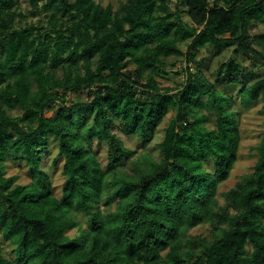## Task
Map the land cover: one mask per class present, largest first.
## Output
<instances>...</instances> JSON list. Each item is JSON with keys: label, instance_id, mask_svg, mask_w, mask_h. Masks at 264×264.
Returning a JSON list of instances; mask_svg holds the SVG:
<instances>
[{"label": "trees", "instance_id": "16d2710c", "mask_svg": "<svg viewBox=\"0 0 264 264\" xmlns=\"http://www.w3.org/2000/svg\"><path fill=\"white\" fill-rule=\"evenodd\" d=\"M16 1L0 0V264H264V0H123L116 10L27 0L46 22L15 27L27 19ZM205 49L232 50L211 71ZM179 56L182 85L162 89L156 77ZM235 96L245 110L261 103L263 131L252 172L220 205L241 141ZM170 113L160 160L125 173L132 152L112 121L147 145ZM94 139L107 146L105 169ZM52 141L60 197L41 167ZM9 160L25 164L29 184L6 176ZM200 225L209 236L191 237Z\"/></svg>", "mask_w": 264, "mask_h": 264}, {"label": "rangeland", "instance_id": "374dc122", "mask_svg": "<svg viewBox=\"0 0 264 264\" xmlns=\"http://www.w3.org/2000/svg\"><path fill=\"white\" fill-rule=\"evenodd\" d=\"M119 1L123 0H103L101 2L102 6L110 5L113 10L118 8ZM171 9L174 11V3H171ZM16 12L21 13L27 16V19H23L21 17L16 18L15 27H19V22L21 25L25 23H36L37 21L46 22L45 16H40L38 14H32L31 8L28 5L27 0H17L16 3ZM182 8V7H180ZM182 20L185 23H188V18L184 14H182ZM19 21V22H18ZM180 49L182 53H185L186 47L185 45H180ZM232 49H225L219 54L213 49H205L200 52V57H204V64H206L211 56V71L216 68L219 62L225 61L229 55L231 54ZM197 58V61L200 59ZM240 62L243 67L248 68V70H252L251 66H249V60L243 56L240 59ZM165 68L167 74H159L156 77V81L158 85L162 89H175L179 88L184 80V67L186 66L185 60L183 56L179 57H170L165 62ZM192 72L195 71L197 65L195 63H190L188 65ZM206 67H203V71H205ZM256 68H259L262 71L260 65H257ZM255 71V70H254ZM66 99L75 100L76 96L72 93L67 92ZM261 107V103L253 105L250 109L245 110L241 107L239 103V98L235 96V105L234 109L240 112L239 116V126L241 133V141L239 144L237 161L235 162L233 169L231 171V175L229 179L219 186L217 199L220 205L225 204V200L221 196L223 193L228 191L231 187L234 186L236 182H238L243 176L248 175L252 172L253 166L256 161V150L255 148L260 143L262 131H263V119L258 115V111ZM21 110L17 107H13L8 110L9 116H18L21 115ZM173 116L172 113L168 115V117L163 121V123L158 127L157 132L152 139V141L143 145L141 140L133 135V136H124L121 131V122L117 120L112 121L111 133L114 134L122 143L123 147L130 150L132 152V156L130 160L125 161L122 169L125 173H128L132 176H137L139 173H144L148 167V160L159 161L161 158L160 150L158 145L163 141L164 131L167 125L168 120ZM215 123V118L211 114L209 115V126L213 127ZM92 151L95 153L102 165L105 169L106 161H107V146L102 141H98L94 139L92 141ZM46 162L41 165L42 169L50 176L53 185V193L57 197H60L61 194V186L63 183V177L61 175L62 171V162L57 159V165H54V160L56 159L57 150L55 148V142H51L48 151H46ZM139 164L140 170H135L134 165ZM208 165V163H207ZM208 168L211 169V166L208 165ZM6 176H16L17 183L20 185H27L31 182V175L25 166V164L21 161H12L9 160L5 164ZM81 222H84V219L79 216ZM72 236L73 233L71 232ZM189 235L191 237H207L209 236V226L208 225H200L193 228ZM2 251L6 258H12V247L7 245L6 243L1 242Z\"/></svg>", "mask_w": 264, "mask_h": 264}]
</instances>
